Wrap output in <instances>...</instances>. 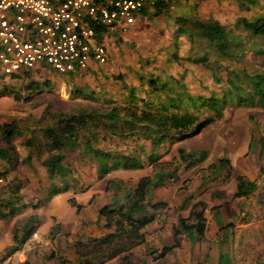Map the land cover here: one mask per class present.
<instances>
[{
    "label": "trees",
    "instance_id": "obj_1",
    "mask_svg": "<svg viewBox=\"0 0 264 264\" xmlns=\"http://www.w3.org/2000/svg\"><path fill=\"white\" fill-rule=\"evenodd\" d=\"M191 1L194 2L149 0L147 9L141 12L137 20L141 16L148 19H170L171 10L176 9L178 13L174 17L171 44L173 50L167 61L178 65L205 67L209 65L210 56L214 55L212 65L225 71V78L215 81L223 84L218 97L214 93H210L208 97L194 96L180 80L171 76L165 77L167 73H164V68H152L148 73V63L146 66L140 65L137 85L127 84L118 76L115 81L119 85L111 90H106V87L89 88L74 81L77 77L96 73L100 66L84 73L68 75H60L45 68L12 78L6 83L0 82L4 87L0 90V96L6 95L16 101L29 100L21 97V91L12 94L13 91L7 86L9 84L21 82L19 89L26 90L30 96L38 94L43 88L50 90L48 86L52 81H44L43 84L28 82L29 77L34 74L56 75L69 90L68 97L73 102L71 106L66 110H52L46 106L41 116L31 119L25 127L27 132L23 143L28 155L22 164L31 165L33 160L41 161L46 183L41 187L44 197L42 202L46 203L59 194L75 191L78 187L80 179L76 176L79 170L66 159V153L70 151H77L80 161L95 165L98 180H104L112 172L142 170L146 164L152 168V172L140 177L131 189L120 180L107 181L106 192L112 189L115 196L124 194L122 204L116 207L105 205L98 210V215L105 219L104 227L115 225L119 235L129 242L121 264H132L128 250L143 243L142 231L154 220V216L145 214V209L148 207L150 211H157L167 207V204L160 202L149 204L151 192L168 181L176 180L182 165L185 169H190L204 163L208 157L206 151L199 154L189 153L178 147L177 161L163 162L160 161L163 154L159 152L162 146H172L196 137L205 128L220 121L228 107L264 110V73H251L245 68L235 70L220 63L239 59L245 52L244 38L247 37L252 43L262 42L255 53L264 60V15L253 21L239 17L233 27L229 28L214 19L200 17L196 2L188 7ZM243 1L246 0H237L239 6H244ZM101 30L102 28L97 29L99 39L104 33ZM237 31L246 36L243 38L240 34H234ZM181 40L188 46L182 55L179 54ZM23 80L25 85L22 87ZM69 80H73V85H66ZM0 136L7 145L6 148H0V161L14 163V157L9 154L12 151L9 150L13 140L20 137L19 128L15 123L10 129L0 127ZM142 143L150 145L149 151ZM217 164L208 167L213 178L221 175V170L217 173V169L223 165L228 168L229 161L221 158ZM0 170V178L10 171L6 168ZM236 184L235 198H247L257 188L255 180H249L242 175L236 176ZM22 188L23 185L15 177L9 187L11 193L8 199L11 197L12 200L0 199V219L7 220L23 209L36 211L43 206L42 202L24 204L19 194ZM68 202L77 212L83 207L74 199H69ZM141 213L142 216L138 217ZM36 220L35 216H31L20 227L14 226L13 245L0 256V264L20 251L32 238L36 230ZM179 222L181 223V219ZM196 231L199 232L198 229ZM56 233L57 227H53L50 234ZM118 233L100 241L96 240V245L109 244L108 239ZM169 251L170 248L162 253L164 255Z\"/></svg>",
    "mask_w": 264,
    "mask_h": 264
},
{
    "label": "rangeland",
    "instance_id": "obj_2",
    "mask_svg": "<svg viewBox=\"0 0 264 264\" xmlns=\"http://www.w3.org/2000/svg\"><path fill=\"white\" fill-rule=\"evenodd\" d=\"M194 2L197 3L200 17L214 19L229 28L233 27L235 20L239 17L246 18L248 21H253L264 15V0H246L243 1L244 6L242 7L239 6L237 0H194ZM194 2L191 1L188 7ZM171 12L172 15L170 19L163 17L155 19L139 17L136 24L128 33L124 35H110L106 39L108 51L107 64L98 67L96 73H88V75L77 77L74 81L79 85H85L89 88L106 87V90H111L119 85L115 81L119 76L122 77L127 84L137 85L139 67L140 65L146 66L148 63L149 65L146 67L148 73L151 72L152 68H164V73H167L165 77L171 76L174 79L180 80L188 88L189 93L194 96L202 95L208 97L210 93H214L218 97L220 89L223 88V84H217L215 81L219 78L224 79L225 71L224 69H218L212 65L215 59L214 55L210 56L209 65L205 67L191 64L178 65L167 61V58L173 50L171 48L172 34L174 32L173 22L174 17L178 13L176 9H172ZM234 34L240 33L237 31L234 32ZM241 36L244 38L246 35L243 34ZM248 38L249 37L246 39L244 38L246 43L245 52L239 59L220 63L221 65H226L235 70L245 68L246 70H250L251 73H264V60L255 53L256 49L262 45V42L255 41L252 43ZM180 42L179 54L182 55L188 49V46L184 43V40ZM24 81L25 80L22 82V87L25 85ZM30 81L40 84H43L44 81H52V83L49 82L50 85L48 88H50V90L43 88L42 90L40 89L38 94L32 96H30L26 90L19 89L21 82L7 85L8 89L13 91L11 92L12 94L16 93V91H21V97L25 99L28 98L29 101H16L9 96L1 95L0 127L10 129L11 125L15 123L20 131V137L13 140L11 149L9 150L12 151L9 153L10 157H14V163L9 167L10 171L13 170L23 175L25 178L34 179L35 177L38 178L43 176L44 169L41 166V161L33 160L31 165L22 164V161L25 160V157L28 155L27 149L23 143L26 140L27 131L25 127L31 122V119L40 117L46 106L52 108V110H66L73 102L69 100L68 88L56 75L51 73L47 75L34 74L29 77L28 82ZM67 84L73 85V80L67 81L66 85ZM2 89H4V87L0 85V90L2 91ZM249 116H252V119H249ZM142 145L149 151V144L142 143ZM246 145H248L247 150L243 152L242 149L246 147ZM6 147L7 145L0 136V148ZM178 147H182L189 153L199 154L201 151H206L208 157L202 166L210 162H213V165L217 166L218 160L221 158L229 160L230 167L229 165L228 168L227 166L223 167V165L217 169V173L223 170L224 172L221 173L220 177L221 179L225 177L227 181H221V183L224 184L230 180L232 184L225 187L220 186L218 188L214 186L216 188L214 190L236 191V176L242 175L245 169V173L249 175L251 179L248 177L246 178L255 180L257 188L261 189L254 203L258 206L264 205V110L228 107L224 110L223 118L220 121L205 128L196 137L173 144L172 146L168 144L163 145L159 151L161 155L163 154L160 161H177L176 149ZM66 159L75 164V167L83 176L89 175V179H91V176L96 172L93 163L80 161L77 151L67 152ZM235 164H237V166H235ZM239 164L243 166H239ZM21 165H23V168H21ZM151 172L152 168L146 164L142 170L124 171L120 173V176H123L122 180L121 178H115L114 180L122 181L127 188L131 189L134 188L140 177L148 175ZM193 173H198L197 168L189 169L186 167L185 174L187 177L191 176ZM219 180L220 179L217 181ZM192 181V179L186 178L180 181V178H176V180H172V183L175 184L180 182L179 187H182L178 190L183 191L184 189V191H186L189 185L190 188L192 187ZM170 183L171 182L168 181V184ZM28 184L29 181H25L24 198L23 195L20 194L22 202L31 205L44 201L42 190L34 191ZM22 185L21 183V186ZM199 191L200 190L195 189L196 193ZM108 193L115 196L112 189L109 190ZM65 194L67 195L68 193ZM3 199H5V197ZM6 199L12 200L11 197L9 199L7 197ZM65 201V196L61 195L55 206L62 211L60 215V224L65 229H68L70 227V222L69 219L65 220V218L72 209L69 208L68 204H65ZM41 205H45V202H42ZM108 205L114 207L111 204ZM46 206H48L46 214L54 210L53 206H49L48 204H46ZM65 206H67V208L64 209ZM25 210L26 209L21 210V213H17L14 217L7 220L0 219V242H5L4 244L9 243V246L11 245L14 226L20 227V225L26 221L27 216H22ZM72 213H74V210H72ZM12 218L15 219L12 220ZM53 221L57 222L55 218H53ZM36 222L37 225L38 221L36 220ZM55 227L58 228L59 225H55ZM80 263L86 262L83 260L75 262V264Z\"/></svg>",
    "mask_w": 264,
    "mask_h": 264
},
{
    "label": "crops",
    "instance_id": "obj_3",
    "mask_svg": "<svg viewBox=\"0 0 264 264\" xmlns=\"http://www.w3.org/2000/svg\"><path fill=\"white\" fill-rule=\"evenodd\" d=\"M247 146L242 149L243 152H246ZM12 163L0 161V167L8 170ZM212 164L202 166V163L193 167L197 168L198 173L188 177L184 166L179 170L176 178H180V181L183 178L193 180L192 187L189 185L186 191L178 190L182 187H179L180 182L173 184L170 181V184L166 182L151 192L149 204L160 202L167 204V207L157 211H150L148 207L145 209V214L154 216V220L144 229V233L142 231L143 243L128 250L132 264H264V205L254 203L261 189L256 188L247 198H235V191L214 190L232 182L229 180L222 184L221 181H227L225 177L213 178L208 168ZM228 165L230 167V162ZM123 172H112L104 180H98L96 172L89 179V175L83 176L78 171L76 177L79 176L80 181L75 191L51 198L36 211H23L22 216H27L26 220L31 216L37 218L35 234L3 264H75L80 260L87 264H121L129 242L119 235L115 225L104 227L105 219L98 215V210L108 204L116 207L124 202L123 193L112 196L105 190L107 181L115 178L122 180L120 173ZM243 172L242 176L250 178L245 169ZM15 177L23 184L19 193L23 198L25 181H29L28 185L34 191L46 185L44 175L29 179L9 171L0 178V199H6L11 193L9 187ZM195 189L200 191L196 193ZM61 195L65 196V204L74 210V213L69 211L65 218L70 222L68 229L60 224L62 211L55 206ZM69 199H74L83 206L82 209L77 212L67 203ZM46 204L54 208L49 214H46ZM55 225H59L58 233L51 235L50 231ZM117 233V236L108 239L109 244L96 245V240ZM4 243L0 242V256L13 245V238L10 246ZM168 248L170 251L163 255V250ZM159 255L162 256L155 259Z\"/></svg>",
    "mask_w": 264,
    "mask_h": 264
},
{
    "label": "built area",
    "instance_id": "obj_4",
    "mask_svg": "<svg viewBox=\"0 0 264 264\" xmlns=\"http://www.w3.org/2000/svg\"><path fill=\"white\" fill-rule=\"evenodd\" d=\"M148 5L149 0H0V82L45 68L68 75L106 65V39L128 33Z\"/></svg>",
    "mask_w": 264,
    "mask_h": 264
}]
</instances>
